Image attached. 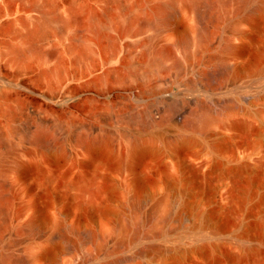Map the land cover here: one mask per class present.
Instances as JSON below:
<instances>
[{
	"label": "rangeland",
	"instance_id": "1",
	"mask_svg": "<svg viewBox=\"0 0 264 264\" xmlns=\"http://www.w3.org/2000/svg\"><path fill=\"white\" fill-rule=\"evenodd\" d=\"M236 8L0 0V264H264V0Z\"/></svg>",
	"mask_w": 264,
	"mask_h": 264
},
{
	"label": "bare ground",
	"instance_id": "2",
	"mask_svg": "<svg viewBox=\"0 0 264 264\" xmlns=\"http://www.w3.org/2000/svg\"><path fill=\"white\" fill-rule=\"evenodd\" d=\"M229 1L230 0H207L208 10L205 13L201 14V17H204L205 19H208L209 21H214L216 19V17L220 14L221 11H225V8H226L227 3ZM234 1H236V3H237V8L235 9V12L239 13V11L241 9H243L251 0H234ZM153 10H154L156 15L159 17V19L162 22L170 21L173 18L174 12H173V9H172V5H164V4H161V3L160 4H156L154 6ZM87 14H88L87 17H81L78 13H73L72 14V20L74 22H77L78 24L80 23L81 25L82 24L85 25L90 20L96 19L97 17L100 16L96 12L95 13L94 12H89ZM40 29H41V26L37 25V27H34L33 30L29 31V34L27 33L28 34V38H30V41L33 39L31 37H33L35 35V33H38L40 31ZM188 43L189 42H188L187 39H181V40L178 41V43H176L173 46H166V47L164 46V50H166L168 52H172L174 49L179 48L180 46L183 49H186ZM20 50L21 49H19V51ZM82 52H83V50H82ZM226 76H228V73H227ZM218 78L215 77L213 81H215V79L218 81ZM213 83H215V82H213ZM217 83L218 82H216L215 84H217ZM198 118L200 119V117H198ZM202 118H203V116H202ZM195 119H196V117H195ZM202 121H204V120L202 119ZM205 122H206V119H205ZM188 125L191 126L192 128H198V126H199L198 125V119L189 121ZM40 134L38 133V135H36L35 139L37 140V142L44 143L45 141H43V140H46V139H44L45 134L44 133H43L44 135H42V133H40ZM10 202H11V198H10V195H9V192H8L7 185L5 183L1 182L0 183V213H3V212H5L7 210ZM29 225H31V226L36 225L35 220L32 219L29 222ZM32 230H33V232H36L37 231V227H35Z\"/></svg>",
	"mask_w": 264,
	"mask_h": 264
}]
</instances>
